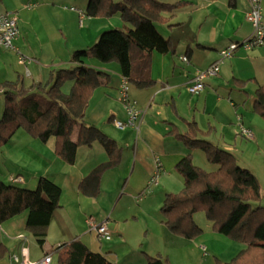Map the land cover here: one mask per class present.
<instances>
[{"label":"crops","instance_id":"0c3cea01","mask_svg":"<svg viewBox=\"0 0 264 264\" xmlns=\"http://www.w3.org/2000/svg\"><path fill=\"white\" fill-rule=\"evenodd\" d=\"M157 1L184 4L173 15L164 14V23L157 27L171 51L151 54L153 83L148 87L128 83V100L142 112L137 129H118L114 124L127 119L117 63L85 61L103 74L83 122L123 149L121 162L102 175L96 197L83 196L79 185L107 161L99 144L79 147L73 165L57 155L53 138L42 143L21 129L0 148V182L11 185V178L18 177L21 182L15 186L34 190L38 179L46 177L61 189L60 207L51 217L43 245L26 230V212L0 224V264H11L12 255L29 261L49 255L51 264H58L59 253L53 250L75 240L112 264H145V255L159 256L167 264H224L245 250V245L217 234L205 215L196 218L197 213L193 220L201 234L196 239L173 235L163 224L160 208L166 195L183 187L176 164L187 155L195 164L197 150L187 149L176 137L188 132L187 123L194 122L199 138L232 154L240 167L255 176L261 170L264 177V121L253 111L255 91L264 87V45L249 51L238 48L230 57L219 58L221 50L251 35L245 18L249 0ZM58 2L0 0V16L11 13L18 29L14 50H0V83L18 82L26 89L44 86L52 71L71 68L72 54L93 46L103 32L131 27L123 21L121 27L118 21L113 24L112 18L87 17V0L69 8H60ZM260 2L264 24V0ZM19 56L29 62L20 64ZM214 63H218V75L206 80L198 94H190L188 88L197 73ZM66 85L70 86L63 88ZM2 110L0 104V117ZM241 128L249 130L253 139L242 136ZM153 178L156 182L150 184ZM90 217L108 222L110 240H100L89 229Z\"/></svg>","mask_w":264,"mask_h":264},{"label":"trees","instance_id":"16d2710c","mask_svg":"<svg viewBox=\"0 0 264 264\" xmlns=\"http://www.w3.org/2000/svg\"><path fill=\"white\" fill-rule=\"evenodd\" d=\"M183 4H164L157 0H87L84 11L87 17L110 18L118 13L131 27L103 32L93 46L72 54L71 68L52 71L44 86L26 89L18 86V82L0 83V97L4 102L0 148L21 129L42 143L53 138L57 155L66 164L73 165L79 147L99 144L107 161L91 170L79 185L83 196L96 197L102 175L121 162L123 149L99 129L83 122L91 95L102 84L103 74L85 61L117 63L121 77L128 83L150 86L153 83L151 54L171 51L169 41L157 27L164 23V14L173 15ZM65 84L70 85L67 93L62 90ZM253 111L264 121V87L255 91ZM187 126L188 132L176 137L187 149L202 151L207 162L217 169L201 170L193 165L191 155L176 164L183 187L164 198L160 208L164 226L173 235L194 240L201 230L193 216L202 212L217 234L246 246L224 264H264V197L258 179L240 167L232 154L199 138L200 131L194 122ZM60 196L61 189L46 177L38 179L34 190L0 182V224L26 212V230L43 245L51 217L60 207ZM53 251L59 253L58 264H112L104 255L90 251L77 240ZM145 257V264H167L159 256Z\"/></svg>","mask_w":264,"mask_h":264},{"label":"built area","instance_id":"2783aa9c","mask_svg":"<svg viewBox=\"0 0 264 264\" xmlns=\"http://www.w3.org/2000/svg\"><path fill=\"white\" fill-rule=\"evenodd\" d=\"M250 9L246 14V20L251 24L252 33L251 35L242 41L241 43H232L227 46V48L219 52V58H228L238 49L242 48L246 51L252 50L254 48L264 45V24L261 18V2L260 0H249ZM72 10H74L72 8ZM82 16V13L78 11ZM18 36V29L16 24V18L11 13H6L0 16V50H14L13 41ZM183 62H187L186 57H182ZM29 60L23 56H19V63L25 64ZM218 63H214L208 68L200 71L191 81V85L188 88L190 94H198L203 90L204 82L208 79H213L218 75ZM128 81L123 78L120 85V101L126 111L127 119L124 123L115 121L114 124L118 129H123L125 127H132L137 129V121L141 117V110L136 107L134 102L128 100L127 96ZM240 133L246 139H253L252 133L241 128ZM13 184L21 182L20 178H11ZM155 179H151L150 184H154ZM86 223L90 230L94 231L100 240L108 241L110 240V233L108 229V222H96L93 218H88ZM11 264H51V257L49 255L44 256L37 261H29L25 257H19L17 255L11 256Z\"/></svg>","mask_w":264,"mask_h":264},{"label":"rangeland","instance_id":"374dc122","mask_svg":"<svg viewBox=\"0 0 264 264\" xmlns=\"http://www.w3.org/2000/svg\"><path fill=\"white\" fill-rule=\"evenodd\" d=\"M83 0H65V2L63 3L62 2V0H59V2L58 3H56L58 6H60V8H62L61 6H66V7H77V3L79 4L80 2H82ZM77 2V3H76ZM80 5V4H79ZM110 18H112V23L114 24V23H120V27H121V23H122V20H121V18H120V16H119V14L117 13L116 15H114V16H112V17H110ZM118 21V22H117ZM113 26H115V25H113ZM94 61V60H93ZM100 65H102V63L100 64ZM68 88H69V86H65L64 88H62V90L64 91V92H67L68 91ZM0 104H1V106L3 105L4 106V102H3V99L1 98V100H0ZM264 130V129H263ZM196 154H194L195 155V160H194V165L195 166H197V167H199L201 170H203V171H205V172H213V171H215L216 169H217V167L215 166V165H212V164H209L208 162H207V160H206V158H205V155H204V153L202 152V151H200V150H197L196 152H195ZM263 155H264V153H263ZM0 163H1V161H0ZM0 167H2V166H0ZM257 175V178H258V180H259V183H260V188H261V190H262V192H263V195H264V177H263V174L261 173V170L260 171H257V173H256ZM195 217L196 218H199V217H204V213H202V212H198L196 215H195ZM204 219V218H203ZM206 220V219H205ZM196 222H199L198 220L196 221Z\"/></svg>","mask_w":264,"mask_h":264}]
</instances>
